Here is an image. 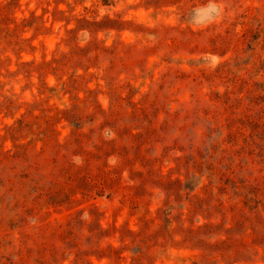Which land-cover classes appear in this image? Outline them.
Listing matches in <instances>:
<instances>
[{
	"label": "rangeland",
	"instance_id": "rangeland-1",
	"mask_svg": "<svg viewBox=\"0 0 264 264\" xmlns=\"http://www.w3.org/2000/svg\"><path fill=\"white\" fill-rule=\"evenodd\" d=\"M0 264H264V0H0Z\"/></svg>",
	"mask_w": 264,
	"mask_h": 264
}]
</instances>
